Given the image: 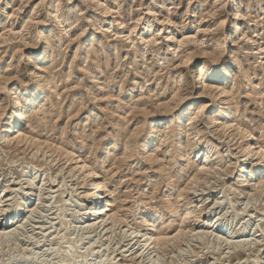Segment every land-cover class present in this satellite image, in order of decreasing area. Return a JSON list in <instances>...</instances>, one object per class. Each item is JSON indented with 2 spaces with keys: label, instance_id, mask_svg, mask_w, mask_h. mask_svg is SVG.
I'll return each mask as SVG.
<instances>
[{
  "label": "rangeland",
  "instance_id": "374dc122",
  "mask_svg": "<svg viewBox=\"0 0 264 264\" xmlns=\"http://www.w3.org/2000/svg\"><path fill=\"white\" fill-rule=\"evenodd\" d=\"M93 1H101L103 6L110 7L115 14L109 20V18H106L107 16L101 12V8L94 7L95 3L93 4ZM93 1L91 3V0H69V2L68 0H0V34L2 39H5V42H3V40L1 41L0 36V76H3V80L4 77H6L5 80L7 78H9V80L11 79L10 82L6 80L9 82H6L7 85L6 83L3 84L0 82V85L3 84L0 87L4 86V90L1 88L4 92L2 90V92H0V109H4V113L6 112L4 114L2 113L3 111H0V116L3 114L4 117V119L2 116L0 117V119L2 118V120H0V135L2 134L3 129L7 126L6 124L8 120H10V111L7 109V101H9L8 97L10 95L8 90L10 92H17V96H15L18 98L17 100L22 103V105L25 103V99L31 97L34 93V89L30 88L32 82L30 81V72H28V69L32 70V66L29 65L30 63L27 60L25 61L24 56H22V53H33L31 54L32 57L40 59L41 66L44 67V72H40V74L43 75V77H49L52 80L54 89L49 87L47 88V92L45 91L42 95V101L39 104L40 106H36L33 103L28 107L29 112L26 113L28 116L22 127V131L29 136L35 137V139H39V141L42 140L43 142H46L47 144L53 143L58 144L59 146L61 145L65 149L69 151L71 150L72 152L87 159L90 165L94 167L99 174L106 178L109 189L114 192L115 197L113 199V203L115 202V209L118 211L121 209L119 216L124 214L122 217L126 218V220L129 218L127 222H131V225L136 224L135 226H140V222L150 215H147L146 213L151 211V209L153 211L155 208L158 212L165 214L163 216L165 217V220L164 222H161V227L159 226V228L164 226V228L168 229L171 234L184 229L185 235L183 233L181 245L175 246H180L179 249L183 248V250H175L174 247L172 249L174 252L170 251L172 253L169 252L166 255L167 257H164L162 261L159 262L160 264L263 263L264 211L261 213V210H263L262 205H264V196H261L262 198H260V196L255 199L253 198V200L257 199L258 202H253L252 200V204L250 203L249 206L250 201H248V198H245L243 195V198L237 195L240 189V166H242L241 161L244 160L243 158L238 157L240 155L238 154L239 151L236 152V150H234L238 147L236 146L235 148L233 147V149H226L228 146H226V143L223 144L225 138H223V140L219 138L222 137V134L217 133L214 135L215 130L206 124L208 123V116L210 113L214 112L213 108L209 109L208 112L203 113V117L201 119L199 118L201 121L198 119L193 126L186 127L189 130L184 128L186 121L194 117L193 114L199 110L198 108L201 109L202 105L209 103L210 100L208 98L204 100H193L195 89L189 85L186 87L189 91L185 90L186 93H182L184 97L182 95L183 100L181 101L185 102L182 103L179 101V103H177L176 101V104H179V107H175L172 113L166 112L165 114L164 111L162 112L161 109L158 110L156 107L160 102L165 103L168 100L170 101L173 94L176 93L174 90H177V86L174 83L176 81L174 78L178 77L181 71H178L180 69L175 71L176 68L174 70V67H176V62L182 57L181 52L187 47H200L205 49L213 47L215 43H218V41L223 38L221 35L223 29H220V23L222 20L226 18H229L230 20L228 26L225 27L224 30L230 28L232 25L236 26V18L234 15L237 12V9L241 8L247 19L245 18L244 21L239 23V25H243L235 35L237 40L236 46L233 47L229 42L225 44V46H229V49L233 53L232 55L237 57V62L239 63V68L236 69L237 75L228 82V87L232 91L235 89L233 91L234 93L237 92L234 94L235 96L233 98L235 105L232 104L231 108L233 105L237 108L233 109L238 110L236 114L239 117L238 118L236 116V120L239 121L238 123L251 129L250 131L252 132L254 141H257L264 147V0H162L160 3L157 2V0ZM236 3H241L242 5L236 7ZM53 5L55 7L59 6L60 8L59 12H57L58 14L56 12L54 14L55 16H60L61 20H63L60 24L55 21V18H50L48 16ZM189 6L193 7L192 10L194 12L191 14L187 12ZM227 8L230 12H228V14L226 13ZM149 9H153L157 12V15L155 14L157 18L160 16V18L169 17L170 21L173 24H176V27L173 28L171 26V28H169V25L166 24L167 26L162 28L161 26H158V23H155L152 30L145 32L148 29V21H153L154 19L152 16L147 15ZM116 14L122 17L125 15L123 18L126 21L125 25L129 27L128 29L126 27L121 30L119 27H116L117 24L113 25L111 23L116 19V17H118ZM31 16L33 19L32 23L30 22L31 20H29ZM138 18L141 19V21L137 22ZM95 24H101L103 26L100 29L102 34H94L96 33L95 29L98 27H93ZM136 24L138 25L135 33L130 35L129 29H132V27ZM218 26L219 28H217ZM158 30L160 32V36L156 38L157 42L146 44L144 40L147 39L142 37L150 36L153 32L156 34V31ZM81 33H84L82 34L84 35L83 37H80ZM42 34L48 36V40L52 42L50 46L51 49L49 48L50 50L47 52L45 51V45L43 44V46L40 44L39 35ZM168 35H175L177 40L168 42ZM186 36L195 40H192L190 43L187 42L186 44H183L182 47H179L180 45L176 44L178 43L177 41L179 38L182 40V38L184 39ZM151 37H148V39L151 40ZM215 39L217 42H215ZM30 41L31 44H29ZM24 43L29 46L32 45L31 47H35L37 43L39 51L31 49L29 46L27 49V46L23 48V46H25L23 45ZM21 44L23 45L21 46L22 48L20 47ZM261 47L263 48L262 51H260ZM15 48L17 49L14 50ZM229 49L226 52H229ZM17 51H20V53ZM75 53H77V56L80 57L78 60L74 59ZM136 55H139V57L136 58ZM85 57H88L89 59L87 58V60ZM20 61L24 64L22 65ZM95 61L96 63H94ZM198 64H200V61H192L188 65V68L192 70V67ZM219 64L220 65H215L211 71L214 70L215 73L218 71V73L224 71L227 66L226 63L223 62L222 64ZM26 65H28V67ZM97 65H99L100 68ZM18 66L19 68H17ZM24 67L27 68L24 69ZM170 67H173V69ZM46 71H49L51 76L46 74ZM185 71L187 72L188 69H183V74H186ZM188 73L189 72H187V74ZM244 74L246 76L245 81L241 78L242 76H240ZM90 75L93 76V78H91ZM12 76L15 79L12 78ZM1 79L2 78H0V80ZM23 83H27V85L25 86L24 84L22 87ZM55 84L57 85L55 86ZM24 89L27 93L29 92L26 96L27 98L24 97ZM50 89L51 91L53 90V94ZM5 92L9 94H5ZM21 94L23 97H18L21 96ZM57 94H59V96ZM95 97H97L96 100L94 99ZM153 109L162 113L160 114ZM219 111L220 110L217 108V110L213 113V116L220 114L218 116H220L221 119H224L226 110H223L222 113H218ZM191 119L187 122L190 123ZM152 121L161 122V125L157 127L158 130L160 129V135L158 134L159 139L157 138L158 141L161 142L160 136L163 133L168 135L167 147L161 146L160 142L157 141V144L160 147L155 149V153L160 160L158 164L146 163L145 159L143 157L141 158L139 153L141 145L147 141V131L149 132V128L153 127L150 124ZM202 121L203 124L201 126ZM169 123L171 124L169 125ZM180 125L184 131L177 136L179 134L177 129H179ZM176 126H178V128ZM170 127L173 131L171 129L168 131ZM194 127L199 129L196 131ZM195 131L198 133L200 132V136L198 135L199 137L195 136L197 134ZM160 132L163 133L161 134ZM191 135L193 137H191ZM188 136L191 138H188ZM196 137H198V139L202 142L200 144L201 147L199 146V148H202L203 150L200 153V156H198L199 153H196V150H193L190 153V148H187L188 155L186 159L188 160L186 163H180L179 149L187 147L188 140ZM216 139H219L220 141ZM221 141H223V143ZM180 145L183 146L181 147ZM28 146L29 145H27V147L20 148H15L13 146V149L10 148L9 150H4L0 145V203L2 204V208L0 206V217H3L1 216L3 212L4 214H11L17 211L19 203H21L20 201L25 195L24 193L28 192L27 187L29 185H27V182L30 178H32L33 174L37 173V171L38 174H36L37 179L35 182L39 184V187L42 184L45 185L43 187L44 194L42 196H45L46 198L41 200L43 202L42 203L33 197L32 203L34 204L36 202L34 205H38V207H36L39 212L36 214V211L34 215L35 217H32L34 220L31 219V222L29 221L31 224H27L28 226L25 225V228H22L23 230L20 229L21 232H16V236L13 234L10 236L11 238L7 237L6 239L5 237V239H3L4 237L2 236V238L0 236V264H152L144 262V260H140V262L137 260L131 261L129 260L131 258L125 260L123 259V256L125 254H130L129 252H123L125 249H129V247H125L126 244H119L118 240L115 241L116 238L114 239L112 237L114 240L112 238H108L111 236H106L105 239L102 240L99 232L86 231L85 229L83 230L85 225L82 224L81 219L75 216H78L77 212L81 214H84L85 212V210L82 209H84L83 206L86 205V203L84 201H78L80 196V199L82 198L84 190L82 191V189H80V185L78 187L76 185H72V182L71 184L68 183L64 186V179L61 176H57L56 171L47 168L48 166L45 165L46 163L44 161L39 160L40 157L43 158V155H37L35 159L33 157V149L35 148ZM144 148H147V146H144ZM17 149L21 151L17 152ZM227 150L228 152H226ZM211 151V156L215 155L211 158V165L208 166L211 170H208V173H206L207 171H200L201 174H203H198L201 163V155L207 152L210 153ZM30 152L33 153L31 154ZM48 155L50 156V153ZM232 155H235V157ZM43 164L44 166H42ZM212 166L215 167L216 170H213L214 168ZM212 170L215 173H213ZM194 174L196 176H194ZM197 174L202 179H200V185L196 187L197 191H199L194 192L191 190L194 192V195L191 191V194H186L185 191L188 190L187 188H190L193 183H191L190 180L197 177ZM168 175L173 176V182L169 183ZM192 176H194L193 179ZM206 178L209 179L206 180ZM204 179L205 181H203ZM47 181L49 182L47 183ZM201 182H203V185ZM173 183H175V185ZM220 184L222 185L221 187ZM5 187H7V189ZM73 187H75V189H73ZM168 187H173V190ZM62 188L65 190L63 191ZM3 190L5 193H3ZM6 190L9 192L7 193ZM48 190H55L56 192L50 193L51 191ZM165 191L168 192L166 193ZM196 192L197 194H195ZM195 195L197 196L195 197ZM181 197L186 199V201H184L183 198L180 199ZM166 200L171 204L178 203V205L182 208L177 205L178 208H176L175 213L170 214L172 210H168L166 212L168 209V202ZM245 201H248V204L246 205L249 207L248 211H246L247 207L243 206V204L245 205L246 203ZM76 202L83 205L79 208V210L75 207L77 204ZM224 202L226 203L224 204ZM216 203L219 204L217 205ZM143 204H147L148 207ZM189 208L190 212L193 213L190 218L182 224L181 217H185ZM139 209H142L141 211L143 214L138 217L140 218V221L138 220L139 222H135ZM239 211L244 213L242 214ZM36 216L40 217L37 218ZM199 221L205 223L200 225ZM211 223L212 225L216 223L217 226H221L224 229L228 228V230L219 234L214 231ZM10 226L11 222L8 227ZM244 228L246 230H251L253 228V230L247 233V235L243 233L245 231ZM186 230H189L190 232H186ZM199 230L201 232L204 231V238L203 232L201 233L202 235L199 236ZM188 233L190 235L192 233V235L189 236ZM209 233H211V235ZM209 235L211 237H209ZM233 235H235V237ZM184 236H186V239L183 238ZM205 236H207V238ZM229 236H231L232 239ZM225 238L228 239L227 243L229 241V245L225 243ZM183 239L185 241H183ZM187 240L189 241L187 242ZM245 240L247 243H245ZM237 241L238 243L239 241L243 242L240 245L242 248L237 246ZM217 242L218 245H216ZM245 244L247 245L245 246ZM114 246L116 249L113 248ZM88 247H90V249ZM228 248H230L231 251ZM206 251L207 253H205ZM245 252L246 254H244ZM194 254H197V257ZM247 258L249 259L247 260ZM170 261L172 263H170ZM156 263L158 264V262Z\"/></svg>",
  "mask_w": 264,
  "mask_h": 264
},
{
  "label": "bare ground",
  "instance_id": "6f19581e",
  "mask_svg": "<svg viewBox=\"0 0 264 264\" xmlns=\"http://www.w3.org/2000/svg\"><path fill=\"white\" fill-rule=\"evenodd\" d=\"M86 1H90V0H86ZM92 1L93 0H91V3H92ZM220 1V0H219ZM241 1V0H240ZM68 2H69V0H68ZM157 2H162V0H157ZM156 2V3H157ZM90 3V2H89ZM95 3V4H94ZM234 3V2H233ZM60 4V3H59ZM93 4L95 5H93L94 7H99V8H101L102 10H101V12H103L107 17L106 18H109V20L112 18V16L115 14L114 12H113V10L110 8V7H108V6H103V4H102V2L101 1H93ZM190 4V3H189ZM237 4V3H236ZM202 5V4H201ZM230 5V4H229ZM240 5H242L241 3H239V4H237V5H235L236 7H239ZM225 6V5H224ZM226 7V6H225ZM193 9V7L192 6H189L188 7V13H193L194 11L192 10ZM59 10H60V8H59V6H52V9L50 10V12H49V14H48V16L50 17V18H55V21H57V23L58 24H60V22L61 21H63V20H61V17L60 16H55L54 14H55V12L57 13V12H59ZM100 10V9H99ZM216 10V9H215ZM235 10V9H234ZM225 11V10H224ZM203 12H204V10H203ZM228 12H229V9L227 8L226 9V13L228 14ZM0 13H1V10H0ZM207 13V12H206ZM230 13V12H229ZM58 14V13H57ZM151 14V15H150ZM157 12H155L153 9H149V12H147V15H149V16H152L154 19H153V21H148V29L145 31V32H149L150 30H152V28H153V26H154V24L155 23H158V26H161L162 28H164L165 26H167V25H169V28H171V26L174 28V27H176V24L174 23H172L171 21H170V19H169V17H162V18H157ZM210 14V13H209ZM117 15V14H116ZM214 15V14H213ZM217 15V14H216ZM118 17H116V19L115 20H113L111 23L113 24V25H115V24H117L116 25V27H119L121 30L123 29V28H126L127 26L125 25V23H126V21H125V19L123 18L125 15H123V17L122 16H120V15H117ZM208 16V15H207ZM228 16V15H227ZM232 16V15H231ZM235 20H236V26L235 25H232L230 28H228V29H226V30H224V28L225 27H227L228 26V23H229V18H226V19H224V20H222V22L220 23V29L222 28L223 30H222V39H220V41H218V43H215L214 44V46L213 47H210V48H192V47H187L186 49H184L181 53H182V57L179 59V61H177L176 62V67H174V70H175V68H176V70L175 71H177V69H180V70H178L179 72H180V74L178 75V77H176V78H174L176 81L174 82L175 84H176V86H177V90H174L176 93L175 94H173V96H172V98L170 99V101L168 100V101H166L165 103L163 102V103H158V105H157V107L156 106H154V107H156L158 110L159 109H161V111L163 112H165V114H166V112L167 113H172L173 112V110L175 109V107H177L179 104H176V101H177V103H179V101L180 102H182L181 100H183L182 99V93L183 92H185V90H188L186 87H188L189 85L190 86H192V88L193 89H195V93H194V99L193 100H204V99H209L210 100V102L209 103H207V104H205V105H202V107H201V109L200 108H198L199 110H197L194 114H193V118L191 119V122L190 123H188L187 121H190V119L189 118H187V119H189V120H185L186 121V124H184V128H186V127H189V126H193L194 125V123L195 122H197L196 120H198L199 118L201 119L202 117H203V113L204 112H208L209 111V109H214L213 111L215 112V110H217V108H218V110H220L218 113H222L223 112V110H226V112H225V118L224 119H221V117L220 116H218V115H220V114H218V115H216V116H213V113L214 112H212V113H210V115L208 116V123H206V124H208V126H210V128H212V129H214L213 131H214V135H216L217 133L219 134V133H221L222 134V137H219L220 139H222L223 140V138H225V141H224V143H223V141H221L223 144H225L226 143V146H228L226 149H228V148H232L233 149V147L235 148L236 146L238 147L237 149H234V150H236V152L237 151H239L238 152V154H240L238 157L239 158H243L242 160L243 161H241L242 162V166H240L241 167V169H240V172H241V177H240V180H239V183H240V189H239V193L237 194V195H239V196H241L242 197V195L245 197V198H248L247 200L248 201H250L249 202V206H250V203L252 204V200H253V198L255 199L256 197H259L260 196V198H262L261 196H264V176H263V174H264V147L262 146V144H259L257 141L255 142L254 141V138H253V135H252V132L250 131L251 129H249V128H246L245 126H243V125H241L240 123H238L239 121H237L236 120V114H237V112H238V110H234L233 108H235L234 107V105H235V103L233 102L234 101V94H236V93H234L233 91L235 90L234 89V87H233V91L228 87V82L229 81H231L232 79H233V77H235L236 75H237V71H236V69H238L239 67V63L237 62V57L235 56V55H232L233 53L231 52V50L229 49V46H225V44H227L228 42L229 43H231L232 44V46L233 47H235L236 46V43H237V40H236V37H235V35L237 34V32H238V30H240L241 29V26L243 25V24H240L239 25V23H241L242 21H244L245 20V13L243 12V10L241 9V8H238L237 9V12L235 13ZM248 16V15H247ZM211 17V16H210ZM204 18V17H203ZM247 19V18H246ZM29 20H31L30 22L32 23V16L30 17V19ZM109 20H107V21H109ZM139 21H141V19H137V22H139ZM147 21V20H146ZM253 21V20H252ZM30 22H29V24H30ZM43 22V21H42ZM50 22V21H49ZM91 22V21H90ZM170 22H171V24H170ZM254 22V21H253ZM28 23V22H27ZM54 23V22H53ZM44 24H45V20H44ZM62 24V23H61ZM167 24V25H166ZM47 25V24H46ZM108 25V24H107ZM137 25L138 24H136V25H134V27H132V29L130 28L129 29V31H130V35H132V33H135V30H136V28H137ZM44 26V25H43ZM98 26V27H97ZM11 27V26H10ZM93 27H97L96 29H95V32L96 33H94V34H102V32L100 31V29L103 27L101 24H95V26H93ZM131 27V26H130ZM129 27H127V29H128ZM217 28H219V26L217 27ZM86 30V29H85ZM80 31V30H79ZM209 31V30H208ZM217 31V30H216ZM40 33V32H39ZM82 34H84V33H81L80 34V37H83L84 35H82ZM173 34V33H172ZM127 35V34H126ZM220 35V36H221ZM0 36H1V34H0ZM18 36V35H17ZM151 36H153V37H151ZM158 36H160V32H159V30L158 31H156V34H155V32H153L150 36H143L142 38H145V39H147V40H144L145 42H146V44L147 43H156L157 42V37ZM245 36V35H244ZM4 37V36H3ZM13 37V36H12ZM21 37V36H20ZM35 37V36H34ZM39 37H40V44H44L45 45V47H46V49H45V51L47 52L48 50H50L51 48H50V46H51V43L52 42H50L49 40H48V36H46L45 34H42V35H39ZM38 37V38H39ZM129 37V36H128ZM148 37H151L152 39L150 40V39H148ZM187 37V36H186ZM184 37V39L182 38V40H180V38H179V40L177 41L178 43H176V44H178V45H180L179 47H182V45L183 44H186L187 42H192V40H193V38L192 39H190V37ZM85 38V37H84ZM167 38H168V42H172L173 40H177L176 39V36L175 35H173V36H170V35H168L167 36ZM195 38V37H194ZM244 38V37H243ZM19 39V38H18ZM24 39V38H23ZM37 39V38H36ZM3 39H2V36H1V41H2ZM5 40V39H4ZM3 40V42H5ZM7 40V39H6ZM29 40V39H28ZM34 40V39H33ZM37 40H39V39H37ZM143 40V39H142ZM195 40V39H194ZM193 40V41H194ZM212 40V39H211ZM246 40V39H245ZM1 41H0V44H1ZM8 41V40H7ZM82 41V40H81ZM257 41V40H256ZM256 41H254V42H256ZM23 42H25V41H23ZM36 42V41H35ZM86 42V41H85ZM196 42V41H195ZM215 42H217L216 41V39H215ZM9 43V42H8ZM26 43V42H25ZM25 43L23 44V45H25ZM38 43V42H37ZM37 43H36V45H35V47L33 46V47H31L32 45H25V46H23L22 44L20 45V47L21 46H23V48H25L26 46V49L28 48V46L31 48V49H33V50H38L39 49V46H37ZM214 43V42H213ZM28 44V43H27ZM29 44H31V41L29 42ZM79 44V43H78ZM84 44V43H83ZM87 44V43H86ZM196 44H198V43H196ZM230 44V45H231ZM4 45V44H3ZM43 45V46H44ZM81 45V44H80ZM115 45V44H114ZM199 45V44H198ZM118 46V45H117ZM186 46V45H185ZM204 46V45H203ZM3 47V46H2ZM194 47V46H193ZM197 47V46H196ZM22 48V47H21ZM50 48V49H49ZM54 48V47H53ZM80 48V47H79ZM90 48V47H89ZM115 48V47H114ZM118 48V47H117ZM17 48H15L14 50H16ZM81 49H82V47H81ZM228 49L230 50L229 52H226V51H228ZM260 49V48H259ZM258 49V50H259ZM20 50H23V49H20ZM57 50V49H56ZM78 50V49H77ZM94 50V49H93ZM113 50V49H112ZM115 50H116V48H115ZM175 50H177V49H175ZM263 50V48L261 47V50L260 51H262ZM39 51V50H38ZM52 51V50H51ZM82 51V50H81ZM90 51H91V49H90ZM95 51V50H94ZM94 51H92V52H94ZM134 51V50H133ZM178 51V50H177ZM17 52H19L20 53V51H17ZM16 52V53H17ZM46 52H44V53H46ZM80 52V51H79ZM79 52H77V53H79ZM89 52V51H88ZM91 52V53H92ZM18 53V54H19ZM44 53H43V55H44ZM50 53V52H49ZM77 53H75V55H74V59H79L80 57L79 56H77L78 54ZM95 53H96V51H95ZM99 53V52H98ZM31 54H33V53H29V54H24V53H22V56H24V60L26 61H28V62H26V63H28L29 65H31L32 66V70H29L28 69V72H30V81L32 82H30L31 83V85H30V88H32V89H34V93H33V95L31 96V97H26L27 96V94H29V92L27 93V91L25 90V91H23V92H25V95H24V97H26L27 99H25V103L22 105V103H20L17 99V92L15 93V92H10L9 90H8V92L10 93V95H9V97H8V100L9 101H7L8 102V108L7 109H9V111H10V120H8V122H7V126L3 129V131H2V134L0 135L1 137H0V145H1V147H2V149H10V148H12L13 146L15 147V148H20V147H27V145H29L31 148H35V149H33V151H34V153H33V157L36 159V157H37V155L38 156H42L43 155V158H41L40 157V159L39 160H42V161H44V162H42V163H44L45 165H47L46 167L47 168H49L50 170H54V171H56V175L57 176H61L63 179V181H64V186H65V184H68V183H70L71 184V182H72V185H76L77 187L80 185L81 187H80V189H82V191L84 190V192H83V196H82V198L80 199V197H79V200L78 201H84L85 203H86V205H80L79 204V202L76 204V209H78L79 210V208L81 207V206H83L84 207V209H82V210H85V212H84V214H81V213H79V212H77V215L78 216H75V217H77V218H79V219H81V221H82V224H84L85 226H84V228H83V230L85 229L86 231H93V232H99V234L101 235V237H102V240H104L105 239V237L107 236H111V237H108V238H116L115 239V241L116 240H118V243L120 244V243H123V244H126V246L125 247H129V249H125V251H123L124 253H127V252H129L130 254L129 255H127V254H125V255H127V256H123V259H125V260H127V259H129V258H131V259H129V260H137V261H139L140 262V260L142 261V260H144V262H148V263H152V264H157L156 262H158V264H160L159 262L160 261H162V259L164 258V257H167L166 255L170 252V251H172V249L176 246V245H181V241H182V236H183V233H184V229H182V230H176L177 232L176 233H174V234H171L170 233V231L168 230V229H165L164 228V226L162 227V228H159V226L161 225V222H164V220H165V217H163L165 214H162V213H160V212H158V210L157 209H155L154 208V210L152 211V209H151V211H149L148 213H146L147 215H149L148 217H146L145 219H143L142 220V222H140V226H135L136 224H133V225H131L129 222H127V220L129 219L128 218V216H127V220H126V218H123L122 216L124 215V214H122V216H119V212L121 211V209H119V211L117 210V209H115L116 208V206L114 207V203H113V199H114V192H112L110 189H109V187H108V183H107V180H106V178H104V176H102L101 174H99V172L94 168V167H92L91 165H90V163L87 161V159H85L84 157H82V156H80V155H78V154H76V153H74V152H72L71 150L69 151V150H67V149H65L64 147H62L61 145V147L58 145V144H53V146H52V144H47L46 142H43L42 140L41 141H39V139H35V137H32V136H29L28 134H26L25 132H23L22 131V127H23V125H24V123H25V121H26V119H27V112H29V106L31 105V104H35L36 106L37 105H39L40 103H41V101H42V95L45 93V91L47 92V88L49 87V88H51V89H54V87H53V85H52V80L49 78H46V77H43V75H41L40 74V72H44V67L43 66H41V61H40V59H36V57H32V55ZM53 54H54V51H53ZM89 54V53H88ZM144 54V53H143ZM85 55V54H84ZM90 55V54H89ZM94 55V54H93ZM93 55H91L92 57H94ZM3 57V56H2ZM7 57V56H6ZM38 57H40V56H38ZM52 57V56H51ZM97 57V56H96ZM139 57V55H136V58H138ZM22 58V57H21ZM86 59L88 58V57H85ZM52 59V58H51ZM89 59V58H88ZM87 59V60H88ZM20 60H22V59H20ZM92 60V59H91ZM95 60V59H94ZM93 60V61H94ZM136 60V59H135ZM192 61H200V64H198V65H196V66H193L192 67V70L190 69V68H188V65L192 62ZM21 62V61H20ZM47 62H48V60H47ZM85 62V61H84ZM226 63V68L224 69V71H222L221 73H215L214 72V70L213 71H211L212 69H213V67H215V65H220L219 63ZM22 63V62H21ZM94 63H96V61L94 62ZM195 63V62H194ZM24 63H22V65H23ZM17 65H19V64H17ZM21 65V64H20ZM72 65V64H71ZM100 65V64H99ZM99 65H97L98 67H99ZM173 65V64H172ZM175 65V64H174ZM5 66V65H4ZM7 66H9V65H7ZM27 67H28V65H26ZM242 66V65H241ZM240 66V67H241ZM26 67V68H27ZM43 67V68H42ZM8 68V67H7ZM7 68H5V69H7ZM17 68H19V66L17 67ZM25 67H24V69H26ZM100 68V67H99ZM168 68V67H167ZM171 68V67H170ZM9 69H11V68H9ZM15 69H16V66H15ZM166 69V68H165ZM171 69H173V67L171 68ZM170 69V70H171ZM183 69H188V71L187 72H189L188 74H187V72H186V74H183L184 72H183ZM190 70V71H189ZM243 70V69H242ZM3 71H5V70H3ZM2 71V72H3ZM25 71V70H24ZM164 71V70H163ZM173 71V70H172ZM238 71H240V70H238ZM245 71V70H244ZM19 72V71H18ZM26 72V71H25ZM47 73L46 74H48V75H50V72L49 71H46ZM169 72V71H168ZM167 72V73H168ZM5 73V72H4ZM27 73V72H26ZM52 73V72H51ZM157 73V72H156ZM92 74V73H91ZM169 74V73H168ZM9 75V74H8ZM15 75H16V73H15ZM177 75V74H176ZM51 76V75H50ZM53 76V75H52ZM175 76V75H174ZM240 76H242L241 78L245 81V79H246V76H245V74L244 75H240ZM239 76V77H240ZM15 77H17V76H15ZM90 77L91 78H93V76H91L90 75ZM248 77V76H247ZM0 78H2L1 80H0V82H2L3 84L4 83H9L10 82V80H9V78H7L6 80H8V81H6L5 80V78L6 77H4V80H3V76L1 75L0 76ZM12 78H14L13 76H12ZM15 79V78H14ZM235 79V78H234ZM248 79V78H247ZM4 82H3V81ZM18 80H20V79H18ZM17 80V81H18ZM237 80H238V78H237ZM262 80V79H261ZM242 81V80H241ZM236 82V81H235ZM238 82H240V81H238ZM237 82V83H238ZM7 83H6V85H7ZM18 83H20V82H18ZM248 83V82H247ZM1 84V83H0ZM2 84V85H3ZM21 84V83H20ZM24 84H25V86L27 85V83H23V85H22V87L24 86ZM242 84V83H241ZM240 84V85H241ZM2 85H0V86H2ZM57 84H55V86H56ZM236 85V84H235ZM231 86V85H230ZM4 87V86H3ZM3 87H0V92H2L3 90H4V88ZM28 87V86H27ZM237 87V86H236ZM3 90H2V89ZM19 88V87H18ZM186 88V89H185ZM51 89H50V91H51ZM191 89V88H190ZM2 90V91H1ZM18 90V89H17ZM49 90V89H48ZM53 91V90H52ZM52 91H51V93H52ZM189 91V90H188ZM4 92V91H3ZM239 92V91H238ZM7 92H5V94H6ZM9 93H7V94H9ZM186 93V92H185ZM193 93V92H192ZM191 93V94H192ZM260 93V92H259ZM18 94H20V93H18ZM53 94V93H52ZM247 94V93H246ZM258 94V93H257ZM16 95V96H15ZM48 95V94H47ZM58 96H59V94H57ZM6 96H8V95H6ZM188 96H190V95H188ZM259 96V95H258ZM18 97H23V95L21 94V96H18ZM159 97V96H158ZM183 97H184V95H183ZM6 98V97H5ZM96 98L97 97H95L94 99L96 100ZM186 98V97H185ZM184 98V99H185ZM189 98V97H188ZM246 98V97H245ZM24 99V98H23ZM186 100V99H185ZM3 101V100H2ZM157 101V100H156ZM187 101H188V99H187ZM257 101V100H256ZM159 102V101H158ZM183 102H185V101H183ZM182 102V103H183ZM3 103H4V101H3ZM156 103V102H155ZM1 104V103H0ZM181 104V103H180ZM232 104H234L233 105V107L231 108V105ZM237 104V103H236ZM153 105V104H152ZM35 106V107H36ZM40 106V105H39ZM201 106V105H200ZM0 107H1V105H0ZM179 107V106H178ZM4 108H6V107H4ZM152 108H153V106H152ZM155 108V109H156ZM2 109V108H1ZM0 109V111H3L2 113H4V109L3 110H1ZM155 109H153V110H155ZM235 109H237V108H235ZM147 110V109H146ZM145 110V111H146ZM155 111H157V110H155ZM185 111V110H184ZM241 111V110H240ZM147 112V111H146ZM157 112H159V111H157ZM162 112H159L160 114L162 113ZM6 113V112H5ZM4 113V114H5ZM148 113V112H147ZM244 113V112H243ZM206 114V113H205ZM205 114H204V116H205ZM212 114V115H211ZM157 115H159V114H157ZM163 115V114H162ZM172 115H174V114H172ZM176 115V114H175ZM240 115V114H239ZM2 116V118L4 119V117H3V114L1 115ZM0 116V117H1ZM161 116V115H160ZM167 116V115H166ZM171 116V115H170ZM162 117V116H161ZM165 117V116H164ZM206 117V116H205ZM238 117V116H237ZM2 118L0 119V120H2ZM239 118V117H238ZM237 118V119H238ZM8 119H9V117H8ZM199 119V120H200ZM162 120V119H161ZM163 120H165V119H163ZM222 120V121H221ZM244 120V119H243ZM5 121V120H4ZM194 121V122H193ZM201 121V120H200ZM237 121V122H236ZM1 122V121H0ZM167 122V121H166ZM180 122V121H179ZM14 123V124H13ZM161 122H157V121H152V123H150L153 127H151V128H149L150 129V131L148 132L147 131V141L143 144V145H141V148L139 149V153H140V155H141V158L143 157L144 159H145V161H146V163H152V164H158L159 162H160V160H159V158H158V156L156 155V153H155V149L156 148H158L159 147V145L157 144V138L159 137V130L157 129V127L159 126V125H161L160 124ZM163 123V122H162ZM188 123V124H187ZM247 123V122H246ZM245 123V124H246ZM13 124V125H12ZM154 124V125H153ZM171 123H169V125H170ZM198 124V123H197ZM202 124H203V121L201 122V126H202ZM178 125V124H177ZM183 125V124H182ZM205 125V124H204ZM175 126V125H174ZM206 126V125H205ZM204 126V127H205ZM249 126V125H248ZM177 128H178V126H176ZM163 128V127H162ZM191 128V127H190ZM193 128V127H192ZM202 128V127H201ZM164 129V128H163ZM171 129V127L168 129V131ZM176 129V128H175ZM194 129H196L195 127H194ZM199 129V128H198ZM198 129H196V131L198 130ZM211 129V130H212ZM172 131H173V129H171ZM178 131H179V134L177 135V136H179L183 131H184V129L182 128V126L180 125L179 126V129H177ZM186 130H189V129H187L186 128ZM203 130V129H202ZM166 131V130H165ZM195 131V132H196ZM188 132V131H187ZM195 132H193V133H195ZM210 132H212V131H210ZM161 134L163 133V132H160ZM166 133H167V131H166ZM176 133V132H175ZM185 133V132H184ZM183 133V134H184ZM190 133V132H189ZM197 134L195 135V136H198L199 135V133L198 132H196ZM206 133H208V132H206ZM135 134V133H134ZM159 134V135H158ZM186 134H188V133H186ZM213 134V133H212ZM211 134V135H212ZM176 135V134H175ZM193 135V134H192ZM191 135V137H193ZM209 135H210V133H209ZM183 136V135H182ZM200 136V135H199ZM198 136V137H199ZM202 136V135H201ZM191 137H189L188 136V138H191ZM198 137H196V138H192L191 140H188V145H187V147H184V148H180L179 150H180V163H182V162H184V163H186L187 162V160L188 159H186V157H187V148L190 150V153H191V151H193V150H196V153L198 152L199 153V155L198 156H200V153L203 151L202 150V148H199V146H200V144L202 143L201 142V140H199L198 139ZM212 137V136H211ZM217 137V136H216ZM213 138V137H212ZM218 138V137H217ZM159 139V138H158ZM160 139H161V142L160 141H158V142H160V145L161 146H165V147H167V142H168V135H166L165 133H163L161 136H160ZM186 139V138H185ZM201 139V138H200ZM257 139V138H256ZM255 139V140H256ZM214 140H215V136H214ZM216 140H219V139H216ZM169 141H170V139H169ZM178 141V140H177ZM203 141V140H202ZM220 141V140H219ZM187 142V141H186ZM185 142V143H186ZM205 144H207V143H205ZM130 145V144H129ZM169 145V144H168ZM184 145V144H183ZM183 145H180L181 147L183 146ZM185 145V146H186ZM28 146V147H29ZM144 146H147V148H144ZM204 146V145H203ZM109 147H110V145H109ZM201 147V146H200ZM108 148V147H107ZM128 148H129V146H128ZM160 148V147H159ZM169 148V147H168ZM207 148V147H206ZM13 149V148H12ZM24 149V148H23ZM30 149V148H29ZM212 149V148H211ZM18 150V149H17ZM16 150V151H17ZM158 150V149H157ZM169 150V149H168ZM197 150H199V151H197ZM14 151V150H13ZM19 151H21V150H18L17 152H19ZM23 151V150H22ZM24 151H25V149H24ZM26 151H27V149H26ZM30 151H31V149H30ZM230 151V150H229ZM232 151V150H231ZM2 152V151H1ZM179 152V151H178ZM226 152H228V150L226 151ZM31 153V152H30ZM31 153V154H32ZM41 153V154H40ZM50 153V156L48 155ZM189 153V154H190ZM211 153H212V151L210 152V153H204V154H202L201 155V157H200V160H201V163H200V169H199V171H198V174L200 173V175H202L201 174V172H204V171H207L206 173H208V170H211L210 168H208V166L209 165H211L210 163H211V158L212 157H214V156H211ZM230 154V153H229ZM232 154V153H231ZM234 154H235V152H234ZM3 155V154H2ZM22 155V154H21ZM25 155V154H24ZM23 155V156H24ZM28 155H30V154H28ZM10 156V155H9ZM16 156V155H15ZM22 156V157H23ZM47 156H49V157H47ZM197 156V157H198ZM211 156V157H210ZM230 156V155H229ZM232 156H234L235 157V155H232ZM32 157V156H31ZM32 157V158H33ZM47 157V158H46ZM237 157V158H238ZM31 158V159H32ZM46 158V159H45ZM233 158V157H232ZM29 159V158H28ZM34 159V160H35ZM44 159V160H43ZM233 159H235V158H233ZM4 160V159H3ZM16 160V159H15ZM30 160V159H29ZM228 160H229V158H228ZM235 160H237V159H235ZM240 160V159H239ZM18 161H20V160H18ZM31 162V161H30ZM40 162V161H39ZM27 163V162H26ZM38 163V162H37ZM1 164V163H0ZM44 164L42 165V166H44ZM183 164V163H182ZM215 164V163H214ZM34 165H36V164H34ZM38 165V164H37ZM41 165V164H40ZM229 166V165H228ZM0 167H1V165H0ZM213 167V166H212ZM211 167V168H212ZM40 168V167H39ZM38 168V169H39ZM41 168H44V167H41ZM214 168V169H213ZM212 169L213 170H216L215 169V167H213ZM217 168V167H216ZM49 169H48V171H49ZM197 169H198V167H197ZM40 170V169H39ZM183 170V169H182ZM184 170H185V168H184ZM212 170V172L213 173H215L214 171ZM218 170V169H217ZM238 170V169H237ZM47 171V170H46ZM197 171V170H196ZM201 171V172H200ZM219 171V170H218ZM218 171H216L217 173H219ZM51 172H53V171H51ZM42 173V172H41ZM211 173V172H210ZM209 173V174H210ZM213 173H212V175H213ZM216 173V174H217ZM36 174H38V171H37V173H35V174H33L32 175V178H30L29 180H28V182H27V185H29L28 187H27V190H28V192L27 193H24L25 195H24V197L22 198V200L20 201L21 203H19V206H18V209H17V211H15L14 213H11V214H4V212H3V214L1 215V216H3V217H0V236L3 238V239H5V237H6V239H7V237H10L11 235H13V234H15L16 232H21V230L20 229H22V228H25L24 226L26 225V226H28L27 224H31V223H29V221L31 222V219L32 220H34L32 217L35 215V213H36V211H37V207H38V205H34L33 203H32V200H33V197H35V199H37L38 201H41L43 198H46L45 196L43 197L42 195L44 194V192H43V187L45 186V185H43L42 183V185L39 187L38 185L39 184H37L35 181H36V179H37V177H36ZM196 174V173H195ZM194 174V176H196ZM197 174V175H198ZM205 174V173H204ZM208 175V174H207ZM211 175V176H212ZM218 175V174H217ZM57 176H56V178H57ZM194 176H192V179L194 178ZM206 176V175H205ZM210 176V177H211ZM36 177V178H35ZM206 177H208V176H206ZM209 177V178H210ZM216 177V176H215ZM53 178H54V176H53ZM204 178V177H203ZM208 178V179H209ZM42 179V178H41ZM108 179V178H107ZM201 178L199 177V175L197 176V177H195L193 180H190V182L192 183L191 184V186H190V188L188 187H184V188H187L188 190H186L185 192H186V194H191V190H193L194 192L195 191H197V189H196V187L198 186V185H200V181L202 180H200ZM207 178H206V180H208ZM219 179V178H218ZM56 180V179H55ZM213 180V179H212ZM61 181V180H60ZM168 181H169V183H171V182H173L174 180H173V176H171V175H168ZM203 181H205V179L203 180ZM216 181V180H215ZM17 182V181H16ZM18 182H19V180H18ZM49 181H47V183H48ZM221 182V181H220ZM44 183V182H43ZM47 183H45V184H47ZM51 183V182H50ZM54 183V182H53ZM62 183V182H61ZM187 183V182H186ZM225 183V182H224ZM12 184V183H11ZM174 185H175V183H173ZM190 184V183H189ZM201 184L203 185V182H201ZM54 185V184H53ZM174 185H170V186H174ZM216 185V184H215ZM47 186V185H46ZM187 186V185H186ZM204 186H205V184H204ZM210 186V185H209ZM208 186V187H209ZM217 186V185H216ZM222 185L220 184V187H221ZM62 187V186H61ZM68 187V186H67ZM66 187V188H67ZM176 187V186H175ZM229 187V186H228ZM6 189H7V187H5ZM46 188V187H45ZM169 189H171V190H173V187H168ZM205 188V187H204ZM214 188V187H213ZM50 189V188H49ZM60 189V188H59ZM63 189V188H62ZM73 189H75V187H73ZM77 189V188H76ZM216 189V188H215ZM224 189V188H223ZM231 189H233V188H231ZM5 190V189H4ZM3 190V191H4ZM10 190V189H9ZM13 190V189H12ZM15 190V189H14ZM17 190V189H16ZM65 189H63V191H64ZM210 190H211V188H210ZM18 191V190H17ZM21 191V190H20ZM45 191V190H44ZM48 191H51L50 193H54V192H56L55 190L54 191H52V190H48ZM58 191V190H57ZM74 191V190H73ZM81 191V192H82ZM179 191L181 192V190L179 189ZM191 191V192H190ZM199 191V190H198ZM197 191V192H198ZM6 192L8 193L9 191H7L6 190ZM23 192V191H22ZM46 192V191H45ZM77 192V191H76ZM166 193L168 192V191H165ZM184 192V191H183ZM183 192H182V194H183ZM194 192H192V194L194 193ZM197 192L195 193V194H197ZM200 192H201V190H200ZM228 192V191H227ZM235 192V191H234ZM3 193H5V191L3 192ZM14 193V192H13ZM219 193V192H218ZM226 193V192H225ZM236 193H237V190H236ZM235 193V194H236ZM180 194V193H179ZM205 194V193H204ZM207 194V193H206ZM228 194V193H227ZM234 194V195H235ZM3 195V194H2ZM74 195V194H73ZM184 195H185V193H184ZM194 195V194H193ZM201 195V194H200ZM233 195V194H232ZM14 196V195H13ZM49 196V195H48ZM62 196V195H61ZM182 196V195H181ZM197 195H195V197H196ZM202 196V195H201ZM238 196V197H239ZM6 197H8V196H6ZM51 197V196H50ZM55 197V196H54ZM167 197H169V196H167ZM184 197V196H183ZM183 197H181L180 199H182ZM185 197H186V195H185ZM188 197V196H187ZM226 197V196H225ZM235 197L237 198V196L235 195ZM16 198V197H15ZM51 198H53V197H51ZM179 198V197H178ZM177 198V199H178ZM243 198V197H242ZM259 198V199H260ZM9 199V198H8ZM72 199V198H71ZM70 199V200H71ZM176 199V200H177ZM184 199V198H183ZM232 199V198H231ZM238 199V198H237ZM2 200V199H1ZM4 200V199H3ZM10 200V199H9ZM8 200V201H9ZM14 200V199H13ZM45 200H47V199H45ZM151 200V199H150ZM170 200V199H169ZM179 200V199H178ZM177 200V201H178ZM10 201H12V200H10ZM37 201V202H38ZM74 201V200H73ZM126 201H127V199H126ZM125 201V202H126ZM146 201V200H145ZM145 201H143V202H145ZM167 201V200H166ZM181 201V200H180ZM184 201H186V199H184ZM188 201V200H187ZM248 201H245L244 203H245V205L243 204V206H245V207H247L246 205L248 204L247 202ZM42 202V201H41ZM63 202V201H62ZM168 202V209L166 210V212L168 211V210H172L171 211V213L170 214H173V213H175V210H176V208H178V203L177 204H175V203H170L169 201H167ZM229 202V201H228ZM253 202H258L257 201V199L256 200H253ZM3 203V202H2ZM43 203V202H42ZM63 203H65V202H63ZM122 203H123V201H122ZM127 203V202H126ZM131 203V202H130ZM146 203V202H145ZM170 203V204H169ZM220 203V202H219ZM219 203H216L217 205L219 204ZM226 202H224V204H225ZM1 204V203H0ZM38 204V203H37ZM119 204V203H118ZM228 204V203H227ZM233 204V203H232ZM235 204V203H234ZM253 204H255V203H253ZM261 204V203H260ZM8 205H10V204H8ZM15 205V204H14ZM18 205V204H17ZM69 205V204H68ZM121 205V204H120ZM134 205V204H133ZM139 205V204H138ZM144 206L146 205L147 206V204H143ZM178 205V206H177ZM180 205H181V203H180ZM236 205V204H235ZM241 205V204H240ZM257 205V204H256ZM1 206V208H2V204L0 205ZM11 206V205H10ZM13 206V205H12ZM37 206V207H36ZM40 206H41V204H40ZM45 206V205H44ZM65 206V205H64ZM70 206V205H69ZM119 206V205H118ZM117 206V207H118ZM141 206V205H140ZM165 206H166V204H165ZM215 206V205H214ZM213 206V207H214ZM263 206V210H261L262 212L261 213H263V211H264V205H262ZM148 207V206H147ZM179 207H181V206H179ZM219 207H221V206H219ZM233 207V206H232ZM254 207V206H253ZM256 207V206H255ZM10 208V207H9ZM131 208V207H130ZM182 208V207H181ZM230 208H231V206H230ZM229 208V209H230ZM241 208V207H240ZM248 208L249 207H247V210L246 211H248ZM166 209V208H165ZM164 209V210H165ZM192 209V208H191ZM259 209H260V207H259ZM127 210V209H126ZM130 210V209H129ZM142 209H139V213L136 215V220H135V222H139L140 221V218H138V217H140L139 215H141V214H143L142 213V211H141ZM157 210V211H156ZM199 210V209H198ZM239 210V209H238ZM1 211V210H0ZM123 211V210H122ZM125 211V210H124ZM135 211H136V209H135ZM178 211V210H177ZM186 211V210H185ZM237 211V210H236ZM241 211V210H240ZM239 211V212H240ZM244 211H245V209H244ZM254 211V210H253ZM259 211V210H258ZM257 211V212H258ZM5 212H6V210H5ZM38 212H39V210L37 211V213L36 214H38ZM76 212V211H75ZM82 212V213H83ZM129 212H131V211H129ZM195 212V211H194ZM203 212V211H202ZM233 212H235V211H233ZM1 213V212H0ZM193 213V212H192ZM192 213L190 212V208H189V210H187V213H186V215H185V217L183 218V217H181L182 218V224H183V222H185V221H187L189 218H190V216L192 215ZM228 213H229V211H228ZM236 213V212H235ZM240 213H242V212H240ZM244 213V212H243ZM242 213V214H243ZM254 213V212H253ZM252 213V214H253ZM79 214H81V215H79ZM200 214V213H199ZM213 214V213H212ZM239 214V213H238ZM258 214V213H257ZM40 215V214H39ZM241 215V214H240ZM249 215V214H248ZM264 215V214H263ZM73 216V215H72ZM200 216V215H199ZM243 216V215H242ZM247 216V215H246ZM251 216V215H250ZM249 216V217H250ZM253 216V215H252ZM258 216H260V215H258ZM35 217V216H34ZM37 217V216H36ZM40 217V216H39ZM39 217H37V218H39ZM122 217V218H121ZM126 217V216H125ZM226 217V216H225ZM44 218V217H43ZM218 218V217H217ZM239 218V217H238ZM252 218V217H251ZM225 219V218H224ZM223 219V220H224ZM234 219H237V218H234ZM139 220V221H138ZM201 220V219H200ZM259 220H261V219H259ZM262 220H263V218H262ZM2 221V222H1ZM37 221V220H36ZM10 222H11V226L10 227H8V225L10 224ZM40 222H42V221H40ZM134 222V221H133ZM173 222V221H172ZM219 222V221H218ZM217 222V223H218ZM35 223V222H34ZM38 223H39V221H38ZM180 223V222H179ZM178 223V224H179ZM187 223V222H186ZM199 223H200V225L201 224H204L202 221H199ZM261 223V222H260ZM249 224V223H248ZM256 224V223H255ZM164 225V224H163ZM211 225H212V223H211ZM210 225V226H211ZM244 225H245V223H244ZM247 225V224H246ZM250 225V224H249ZM178 226V225H177ZM180 226H181V224H180ZM248 226V225H247ZM246 226V227H247ZM81 227H83V226H81ZM161 227V226H160ZM182 227H183V225H182ZM181 227V228H182ZM188 227V226H187ZM212 227H213V229H214V231H216L217 233H222V232H224V231H226V230H228V228H222L221 226H217L216 225V223L214 224V225H212ZM40 228V227H39ZM180 228V229H181ZM185 228V227H184ZM191 228V227H190ZM210 228V227H209ZM178 229V228H177ZM245 229V228H244ZM23 230V229H22ZM26 230V229H25ZM212 230V229H211ZM239 230V229H238ZM251 230H253V228L251 229ZM251 230H246L245 229V231L243 232V233H245V234H247V233H249V232H251ZM256 230V229H255ZM258 230V229H257ZM187 231H189V230H186V232ZM192 231H193V229H192ZM191 231V232H192ZM200 231V230H199ZM85 232V231H84ZM190 232V231H189ZM203 232V238H204V231H202ZM201 231H200V234H199V236L200 235H202L201 233H202ZM232 232V231H231ZM255 232V231H254ZM260 232V231H259ZM264 232V231H263ZM194 233V232H193ZM196 233H197V231H196ZM196 233H195V235H196ZM242 233V234H243ZM189 234V233H188ZM207 234V233H206ZM210 235H211V233H209ZM213 234V233H212ZM229 234V233H228ZM97 235V234H96ZM184 235H185V233H184ZM191 235H192V233H191ZM190 234H189V236H191ZM194 235V234H193ZM194 235V236H195ZM208 235V234H207ZM209 235V237H211ZM248 235V234H247ZM261 235V234H260ZM15 236H16V234H15ZM186 236H187V233H186ZM186 236H184L183 238L184 239H186ZM188 236V237H189ZM213 236V235H212ZM215 236H217V235H215ZM234 237H235V235H233ZM249 236H250V234H249ZM259 236V235H258ZM13 237V236H12ZM90 237H92V236H90ZM90 237H88V238H90ZM99 237V236H98ZM206 238H207V236H205ZM219 237V236H218ZM218 237H217V239H218ZM220 237H221V235H220ZM226 237V236H225ZM228 237V236H227ZM230 238H231V236H229ZM239 237V236H238ZM11 238V237H10ZM112 238V239H113ZM200 238V237H199ZM202 238V237H201ZM112 239H110V240H112ZM113 239V240H114ZM183 239V241H185ZM193 239V238H192ZM194 239H196V238H194ZM232 239V238H231ZM249 239V238H248ZM253 239V238H252ZM262 239V238H261ZM107 240H109V239H107ZM191 240V239H190ZM199 240V239H198ZM216 240V239H215ZM221 240V239H220ZM223 240V239H222ZM227 240L228 239H226L225 238V243H227ZM189 240H187V242H188ZM194 241V240H193ZM100 242V241H99ZM224 242V241H223ZM254 242H256V241H254ZM260 242V241H259ZM107 243V242H106ZM184 243V242H183ZM213 243V242H212ZM212 243H211V245H212ZM224 243V244H225ZM230 243H231V241H230ZM234 243V242H233ZM232 243V244H233ZM236 243V242H235ZM237 243H238V241H237ZM241 243H243V242H240L239 241V243L237 244V246H239L240 247V245H241ZM245 243H247L246 242V240H245ZM253 243V242H252ZM219 244H220V241H219ZM228 245H229V241H228V243H227ZM248 244H249V242H248ZM250 244H251V242H250ZM254 244V243H253ZM260 244V243H259ZM90 245V244H89ZM216 245H218V242H217V244ZM235 245V244H234ZM247 244H245V246H246ZM257 245H258V243H257ZM106 246V245H105ZM121 246V245H120ZM124 246H123V248H124ZM204 246V245H203ZM202 246V247H203ZM215 246V245H214ZM232 246V245H231ZM250 246V245H249ZM111 247V246H110ZM122 247V246H121ZM178 247V246H177ZM177 247H175L174 249L176 250H178L179 249V247L177 248ZM210 247V246H209ZM209 247H208V249H209ZM212 247H213V245H212ZM218 247V246H217ZM234 247V246H233ZM89 249H90V247H88ZM93 248V247H92ZM113 248H115V246L113 247ZM198 248V247H197ZM196 248V249H197ZM206 248V247H205ZM222 248H223V246H222ZM235 248V247H234ZM236 248H238V247H236ZM240 248H242V247H240ZM247 248H248V246H247ZM252 248H254V247H252ZM251 248V249H252ZM116 249V248H115ZM195 249V248H194ZM208 249H206V250H208ZM218 249V248H217ZM228 249H230V248H228ZM239 249V248H238ZM245 249V248H244ZM98 250V249H97ZM179 250H183V248L182 249H179ZM202 250V249H201ZM213 250V249H212ZM222 250V249H221ZM235 250V249H234ZM233 250V251H234ZM241 250V249H240ZM246 250V249H245ZM217 251V250H216ZM215 251V252H216ZM230 251H231V249H230ZM235 251H237V250H235ZM255 251V250H254ZM114 252V251H113ZM172 252H174V251H172ZM172 252H170V253H172ZM178 252V251H177ZM192 252V251H191ZM199 252V251H198ZM222 252V251H221ZM220 252V253H221ZM243 252V251H242ZM248 252V251H247ZM100 253V252H99ZM118 253V252H117ZM123 253V254H124ZM203 253H204V251H203ZM205 253H207V251L205 252ZM219 253V252H218ZM218 253H217V255H218ZM228 253H230V252H228ZM119 254V253H118ZM121 254V253H120ZM174 254V253H173ZM213 254V253H212ZM231 254V253H230ZM229 254V255H230ZM244 254H246V252L244 253ZM252 254V253H251ZM256 254V253H255ZM177 255V254H176ZM194 255H196V257H197V254H194ZM250 255V254H249ZM106 256V255H105ZM122 256V255H121ZM178 256V255H177ZM224 256V255H223ZM233 256V255H232ZM256 256V255H255ZM171 257V256H170ZM198 257H199V255H198ZM220 257H222V256H220ZM257 257V256H256ZM107 258H108V256H107ZM175 258V257H174ZM174 258H172V259H174ZM202 258V257H201ZM214 258V257H213ZM218 258V257H217ZM225 258V257H224ZM109 259V258H108ZM122 259V260H123ZM170 259V258H169ZM200 259V258H199ZM240 259V258H239ZM249 258H247V260H248ZM177 260V259H176ZM246 260V259H245ZM246 260V261H247ZM254 260V259H253ZM165 261V260H164ZM215 261V260H214ZM217 261V260H216ZM246 261H245V263H246ZM258 261V260H257ZM134 262V261H133ZM138 262V263H139ZM143 262V263H144ZM176 262V261H175ZM202 262H204V261H202ZM239 262H241V261H239ZM238 262V263H239ZM244 262V261H243ZM251 262H252V260H251ZM255 262V261H254ZM259 262V261H258ZM257 262V263H258ZM170 263H172L171 261H170ZM218 263V262H217ZM223 263V262H222ZM228 263H229V261H228ZM256 263V262H255ZM264 263V262H263ZM263 263H261V264H263ZM134 264V263H133ZM137 264V263H136ZM140 264V263H139ZM164 264V263H163ZM175 264V263H174ZM215 264V263H214ZM244 264V263H243Z\"/></svg>",
  "mask_w": 264,
  "mask_h": 264
}]
</instances>
